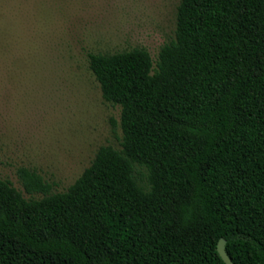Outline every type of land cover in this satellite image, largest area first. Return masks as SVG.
<instances>
[{
  "label": "trees",
  "instance_id": "trees-1",
  "mask_svg": "<svg viewBox=\"0 0 264 264\" xmlns=\"http://www.w3.org/2000/svg\"><path fill=\"white\" fill-rule=\"evenodd\" d=\"M175 36L89 53L120 147L66 190L0 180V264H264V0H180Z\"/></svg>",
  "mask_w": 264,
  "mask_h": 264
},
{
  "label": "rangeland",
  "instance_id": "rangeland-1",
  "mask_svg": "<svg viewBox=\"0 0 264 264\" xmlns=\"http://www.w3.org/2000/svg\"><path fill=\"white\" fill-rule=\"evenodd\" d=\"M180 0H0V180L25 198L18 168L64 191L100 145L120 147V107L105 101L89 53L146 49L175 36Z\"/></svg>",
  "mask_w": 264,
  "mask_h": 264
},
{
  "label": "water",
  "instance_id": "water-1",
  "mask_svg": "<svg viewBox=\"0 0 264 264\" xmlns=\"http://www.w3.org/2000/svg\"><path fill=\"white\" fill-rule=\"evenodd\" d=\"M216 250L225 264H233L225 251V239L220 237L216 243Z\"/></svg>",
  "mask_w": 264,
  "mask_h": 264
}]
</instances>
